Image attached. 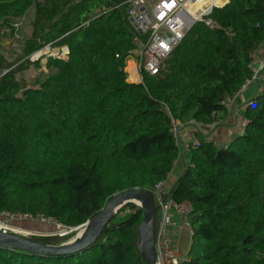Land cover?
I'll list each match as a JSON object with an SVG mask.
<instances>
[{
  "label": "trees",
  "instance_id": "1",
  "mask_svg": "<svg viewBox=\"0 0 264 264\" xmlns=\"http://www.w3.org/2000/svg\"><path fill=\"white\" fill-rule=\"evenodd\" d=\"M32 8L31 34L16 37L20 56L11 60L3 39L15 37ZM128 9L129 0H0V212L82 227L112 195L153 193L168 179L179 157L172 120L224 124L227 101L251 79L253 56L264 48V0L214 7L213 24L194 23L144 84L128 81L125 70L146 37ZM46 46L68 47L67 58L45 56L47 72L29 86L19 75L41 66L30 57ZM245 119L227 145L199 130V145L183 154L168 194L193 208L181 264H264V90L247 102ZM141 221L140 206L127 203L81 251L49 257L0 248V264H146ZM158 226L157 208L154 234ZM73 231L30 239L57 245Z\"/></svg>",
  "mask_w": 264,
  "mask_h": 264
},
{
  "label": "built area",
  "instance_id": "2",
  "mask_svg": "<svg viewBox=\"0 0 264 264\" xmlns=\"http://www.w3.org/2000/svg\"><path fill=\"white\" fill-rule=\"evenodd\" d=\"M78 1L80 0H76V2ZM204 1L205 0H129V9L127 12L128 19L133 26L134 23L132 19H134L135 23L138 25V28L135 29L140 35L146 36L145 39L138 40V46L130 53L135 75V79L130 82L144 84L145 74H158L160 70L164 68L165 62L172 51L182 43L186 33L193 24L197 21H204L207 25H212V20L208 18V15L212 12L213 8L222 7L229 2V0H227L222 6L214 4L210 7L207 6L195 15L192 12L193 6ZM46 47L48 51L51 50L50 46ZM63 51L66 50L64 49ZM52 56H58V54ZM64 57L67 58V52H65ZM254 58H257L258 62L256 65H253V63L251 65L253 75L248 82L257 80L260 73L264 71V48L256 52L253 56V59ZM127 73L129 77L131 72L127 71ZM245 123L246 121L242 123L243 129ZM186 126H193L194 131L192 133H194L197 129L205 125L191 120ZM182 127L184 126L172 120L171 131L175 143L179 148V157L175 163L182 160L185 152L184 149H182V140L180 137ZM191 145H199V139L194 137L187 146L190 147ZM167 180L157 184L153 188V195L154 198H156L159 211V226L155 234L157 264H181L186 257L182 256V253L175 245L173 231L183 226L189 228V220L187 217L192 212L193 208L189 201L176 202L173 198L168 197L170 188L168 190L163 189ZM15 215L33 219L30 215L0 212V230L8 232L9 229L6 226L5 218H14ZM40 217L44 221L52 220L42 216ZM177 217L183 218V224L178 222ZM58 225L62 227L61 224L58 223ZM63 229L64 233H62V235H66L67 229L73 228H66L63 226Z\"/></svg>",
  "mask_w": 264,
  "mask_h": 264
},
{
  "label": "water",
  "instance_id": "3",
  "mask_svg": "<svg viewBox=\"0 0 264 264\" xmlns=\"http://www.w3.org/2000/svg\"><path fill=\"white\" fill-rule=\"evenodd\" d=\"M135 28L138 25L132 19ZM141 32V30H140ZM5 40L2 42L4 45ZM68 54V47L64 48ZM135 203L142 209V221L138 227V247L146 264H157L154 220L157 211L154 195L143 189H129L112 195L105 206L71 239L61 244H46L24 235L0 230V248L25 251L33 255L49 257L63 256L81 251L92 245L103 232L104 227L114 218L120 208Z\"/></svg>",
  "mask_w": 264,
  "mask_h": 264
},
{
  "label": "crops",
  "instance_id": "4",
  "mask_svg": "<svg viewBox=\"0 0 264 264\" xmlns=\"http://www.w3.org/2000/svg\"><path fill=\"white\" fill-rule=\"evenodd\" d=\"M215 4V2L211 3ZM258 62L257 58L253 59V65H256ZM264 90V71L260 73V76L257 80L247 82L243 88L230 100L227 101V106L229 110V115L224 120V123L227 125H219L216 127L205 125L202 128L197 129V131H201L203 136L207 137L208 139L212 140L214 144H224L223 146L230 143L234 137L241 134L243 131L242 123L245 122V109L247 102L250 101L255 95L261 93ZM184 129V130H183ZM182 135L181 137L182 143L184 144L183 148L184 151H187L188 144L190 141L196 137V132L192 133L194 131L193 126H184L181 128ZM237 132V133H236ZM235 134V135H234ZM237 134V135H236ZM197 138V137H196ZM218 146V145H217ZM184 152V154H185ZM184 170V161L183 159L176 164L172 174L170 175L169 179L167 180L166 185H164V190H168L171 185L174 183L178 175ZM177 220L179 223L183 224V218L177 217ZM183 226V225H182ZM191 233L190 228L183 226L182 228L174 229L173 235H174V242L177 246V248L182 253V256L184 253L187 252L188 248L190 247L189 241V234L188 230Z\"/></svg>",
  "mask_w": 264,
  "mask_h": 264
},
{
  "label": "rangeland",
  "instance_id": "5",
  "mask_svg": "<svg viewBox=\"0 0 264 264\" xmlns=\"http://www.w3.org/2000/svg\"><path fill=\"white\" fill-rule=\"evenodd\" d=\"M214 5H217V4H214ZM33 13H34V8H32L27 13V15L25 17L17 20V23H16L17 24L16 25L17 32H16L15 37L3 39V41L5 40V43L3 46L7 48L6 54L9 56V58L11 60L13 59L11 57V54H14V57L20 56V48H19L18 42L16 41V37H18V36L23 37L24 34L29 36L31 34V31H32L31 22L33 19ZM64 48H51V50L48 51L47 47H44L42 50L34 53L33 55H31L30 60L34 61V62L37 60H40L41 66L36 67L35 65H31L27 70H25L23 73H21L19 75V78L24 79L26 82H28L29 86H31L32 82L36 78L40 77L43 72H45V73L47 72L46 66H45V64H46L45 56H52V55L58 54V57L65 58L64 55H65L66 51H63ZM130 69H131V67L128 69V71H130ZM128 80H129V78H128ZM222 125L226 126L227 124L224 123ZM213 127H216V126H213ZM183 130L180 131L181 137H183V135H182ZM181 145L183 148L184 144L182 142H181ZM217 145H218V147H221L224 144H217L216 143V146ZM5 223L9 229L8 232L21 234V235H24L28 238H30L33 235L47 236V235H62V233H64L63 226L61 227L60 225H58V223L56 221H54V220L44 221L41 219V217L30 219V218H25V217H19V215H15L14 218L13 217H11V218L6 217ZM82 228L83 227H78L75 229H67V234H69L73 230H75L73 232H75L74 234L76 235ZM188 234H189V241H188V245H189V242L191 241L192 233H190V231L188 230ZM189 248H188L187 252L184 253V255H187ZM183 257H185V256H183Z\"/></svg>",
  "mask_w": 264,
  "mask_h": 264
},
{
  "label": "bare ground",
  "instance_id": "6",
  "mask_svg": "<svg viewBox=\"0 0 264 264\" xmlns=\"http://www.w3.org/2000/svg\"><path fill=\"white\" fill-rule=\"evenodd\" d=\"M211 3H212V0H205V1L202 2V3H200V4L196 5V6H193V8H192V12H193L195 15H197V14H198L200 11H202L205 7H207V6L210 7V6H211ZM217 6H219V5H217ZM128 66L131 67L130 71L127 70V67H128ZM126 70H127L128 72H131V75H130L128 78H129L130 81H133V80L135 79V75H134V68H133V62H132V60H129V61L127 62Z\"/></svg>",
  "mask_w": 264,
  "mask_h": 264
}]
</instances>
